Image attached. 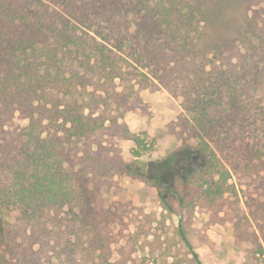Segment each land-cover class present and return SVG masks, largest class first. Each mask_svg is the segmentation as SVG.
Segmentation results:
<instances>
[{
	"label": "trees",
	"instance_id": "obj_1",
	"mask_svg": "<svg viewBox=\"0 0 264 264\" xmlns=\"http://www.w3.org/2000/svg\"><path fill=\"white\" fill-rule=\"evenodd\" d=\"M150 76L184 110L170 125L182 141L174 181L154 179L159 198L231 221L237 240L264 252V0H0L7 264L109 261L86 193L116 174L147 178L146 162L125 161L112 140L144 146L117 111L140 107L133 87ZM239 170L256 182L243 198L230 181Z\"/></svg>",
	"mask_w": 264,
	"mask_h": 264
},
{
	"label": "rangeland",
	"instance_id": "obj_2",
	"mask_svg": "<svg viewBox=\"0 0 264 264\" xmlns=\"http://www.w3.org/2000/svg\"><path fill=\"white\" fill-rule=\"evenodd\" d=\"M140 80L133 87L141 98L140 107L117 114L141 136L144 146L137 147L132 139L117 137L112 142L125 161L146 162L147 178H138L137 171L116 174L100 188L90 185L91 193H86L91 219L111 240L106 264H120V251L130 253L127 264H264V252H259L251 241L237 240L231 221L215 223L204 208L182 209L172 200L173 209H168L161 201L154 179L159 175L164 186L174 181L175 168L170 158L178 153L182 141L170 131V125L184 110L180 99L155 78ZM137 148L142 155H136ZM243 172L239 170L240 179L238 173L230 178L237 183L241 197L256 184L254 177ZM71 191L75 197L83 194L74 184ZM182 231L192 247L183 240ZM0 264H7L5 256L0 255ZM44 264L62 263L52 257Z\"/></svg>",
	"mask_w": 264,
	"mask_h": 264
}]
</instances>
